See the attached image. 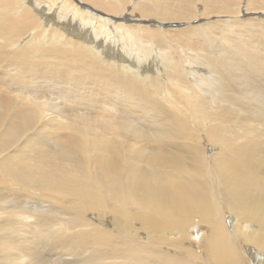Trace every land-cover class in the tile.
<instances>
[{
	"label": "bare ground",
	"instance_id": "obj_1",
	"mask_svg": "<svg viewBox=\"0 0 264 264\" xmlns=\"http://www.w3.org/2000/svg\"><path fill=\"white\" fill-rule=\"evenodd\" d=\"M0 63V249L264 264V0H0Z\"/></svg>",
	"mask_w": 264,
	"mask_h": 264
},
{
	"label": "rangeland",
	"instance_id": "obj_2",
	"mask_svg": "<svg viewBox=\"0 0 264 264\" xmlns=\"http://www.w3.org/2000/svg\"><path fill=\"white\" fill-rule=\"evenodd\" d=\"M184 26L185 25L183 24V25L177 26V27H180L182 29ZM13 71H14L13 66L12 67H10V66L4 67V63H0V95L6 96V93H8L10 98L15 95L14 92L16 91V84L13 82L14 79H12L10 77L11 74L13 73ZM3 193L5 194L6 191H3ZM5 227H6V223L4 224L3 231L0 232L1 238L3 235L2 240H4L5 235H7V229L5 230ZM28 237H30V236H28ZM7 241H9V240H7ZM15 241H18V244L16 246H19V249H21V250H16L19 252L15 251L16 252L15 253V252H13L14 249H13V251L11 249H8L9 250L8 251L7 249L2 248L3 246H1L0 264L1 263L2 264H18V262H19L18 256L23 254L22 251L26 252L28 254L30 252L35 256L38 255L39 257H41L44 260H47V261L49 260L52 264H64V260H68L69 262H73L75 264H83L82 260L84 258V255H78V256L68 258V257H66L68 255H64L66 253H64L59 246L54 245L53 241L50 243L49 241L38 240L37 243L35 242L34 245L30 244L32 242L31 240H12L13 244ZM4 249H5V251L6 250L8 251L9 257H7L8 256L7 251H6V254L4 251H3L4 253H2V250H4ZM12 252L16 255L14 256V254H11ZM13 258H15L17 261L12 260L13 261L12 262L11 259H13ZM8 261H11L12 263L11 262L7 263ZM14 262H16V263H14ZM66 264H68V262H66Z\"/></svg>",
	"mask_w": 264,
	"mask_h": 264
}]
</instances>
